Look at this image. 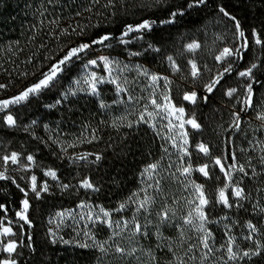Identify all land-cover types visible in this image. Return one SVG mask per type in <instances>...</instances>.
Returning <instances> with one entry per match:
<instances>
[{
    "label": "trees",
    "instance_id": "16d2710c",
    "mask_svg": "<svg viewBox=\"0 0 264 264\" xmlns=\"http://www.w3.org/2000/svg\"><path fill=\"white\" fill-rule=\"evenodd\" d=\"M189 3L194 0H0V84L5 85L0 88V100L18 96L38 82L69 49L91 44L103 35H109L111 39L106 43H112L123 36L127 25L135 26L146 20L154 23L144 36L159 48L168 47L184 32L199 28L221 12L220 8L239 21L246 36L256 33L264 40V0H207L191 8L187 7ZM178 10L183 15L173 18L171 13ZM169 19L174 22L164 23ZM98 46L94 44L89 49ZM261 57L264 69V45ZM71 77L66 69L52 87L14 107L11 111L16 121L14 127H8L5 114L0 113V147L6 154L25 151L32 155L42 168L57 172L62 186L29 199L30 225L25 226L24 243L12 259L17 264H152L147 255L151 252L156 264H175L178 255L173 252L178 244L154 236L156 231L151 236H136L133 240L136 253L125 256L101 252L89 243L88 247H81L53 242L49 236L47 223L53 212L75 208L81 202L108 210L119 208L138 189L141 170L161 153L158 139L148 127L138 124L129 127L119 118L112 120L104 115L100 101L93 96L65 98L63 94ZM261 83L264 84V75ZM222 85L216 92L200 97L199 105L204 112L198 122L205 134L210 133L215 120L210 119L212 113L226 106ZM221 89L218 97L216 93ZM44 126L50 129L49 133ZM57 134L60 139L49 138ZM63 134L68 137L62 138ZM65 139L69 141L64 142ZM74 142L89 143L92 147L86 151L101 159L97 161L92 156L76 162L63 158L60 150ZM252 178L249 180L257 179L258 175ZM85 179L98 191L81 188ZM13 181L0 180V231L6 220H17V213L27 199L26 187ZM251 186L247 199L235 203L239 207L226 211L222 206L221 210L234 224L241 219L252 220L257 231L253 239H246L245 250H259L260 254L242 257L231 264H264V191ZM211 200L217 205L216 196ZM256 201L260 204L258 210ZM252 212L255 220L250 216ZM161 232L164 236L165 230ZM110 236L107 230L101 240L107 241ZM179 241L188 250L185 245L190 240ZM5 259L6 254L0 253V261Z\"/></svg>",
    "mask_w": 264,
    "mask_h": 264
},
{
    "label": "rangeland",
    "instance_id": "374dc122",
    "mask_svg": "<svg viewBox=\"0 0 264 264\" xmlns=\"http://www.w3.org/2000/svg\"><path fill=\"white\" fill-rule=\"evenodd\" d=\"M234 24L235 21L224 16L222 12H219L209 18L199 28L184 32L175 42L164 48L156 47L144 36L147 30L143 32H131L127 36H122L112 43H106L105 41L104 44H99L95 49H88L86 53L81 54V59H75L74 62L69 63L65 70L68 69L72 77L66 86L64 94L68 93L69 89H72L76 92V95L68 94L67 97L77 95L93 96L99 100L100 103L103 102V113L105 116L111 117L112 120L119 118L121 122L127 124L131 122L132 125H143L148 127L155 134L160 145L161 153L153 162H159L160 164V171L157 173L156 179L160 180L162 193H156L153 188L149 187L153 181H149L146 177H142L141 175L139 187L135 192L140 195L139 197L133 195L131 199L124 202L127 204V207L123 211L108 210L100 205L81 202L75 208H66L53 212L48 218L47 223L49 236L53 241L61 243L68 241V243L65 244L72 245L88 243L90 245H96V243L89 238V235H91L95 237L96 242L104 243V247L107 249L104 253H116V244L130 251L132 247L134 248L133 240L136 237L131 234V224H129L128 230L121 232V229L115 228V222L123 220L131 221L132 217L135 215L142 225L147 222L146 231L149 236L153 235L151 232L156 231L154 236L161 237V239H168L173 242L175 241L178 245L175 249L176 251L173 253H176L178 255L177 258L183 260L185 264H224V261L227 260L226 253L223 250L227 239L226 233L235 237V246H238V250L241 253L246 251L245 237L249 235L247 224L251 223L252 220L246 221L241 219L237 224H234L233 220H230L229 216H226L221 210V207L225 206L218 202L217 205H213L211 200V197L216 196L217 198L219 189L225 187L226 184L224 174L220 172L219 167L214 164L213 158H222V161L225 162L227 166L233 163V153L238 163L245 165V169L248 172L247 176H244L240 172H235L233 175V183L239 181L245 193L253 189L251 184L262 188V191H264V163L261 160V157L264 156V120L258 118L260 115L264 114V84L262 85L261 83L263 82L264 75L261 57L262 45H257L255 43L254 35L252 37L245 35L248 47L246 49H241L242 59L239 55L234 53L233 56L227 57L223 61L216 60V57L222 53L224 48L227 47L235 50L243 43V38L239 37L238 30L235 28ZM240 30H242L241 27ZM121 39L127 41V43H122ZM194 41L200 44V48L195 53L188 52L186 45ZM133 53L138 54L134 55ZM168 56L173 57L179 71H176L172 67L171 62L167 59ZM102 57H107L113 62H119L118 65L115 63L113 64L112 75L113 77H118L119 82L128 89L127 93H120L118 95L115 85L105 82L98 85L100 92L99 96H94L88 94L87 91L80 90L81 88L87 89V85H76L75 81L81 79L86 72L94 71L100 76L107 77V72L101 61ZM90 60H96L98 66L93 67L88 65L85 67ZM189 60H195L199 66L201 71L199 78L194 79L190 75ZM229 64H231L232 67L231 73H225L223 79H221L220 83L212 92H216L220 87L219 85L223 83L222 89L225 93L226 106H222V108L212 113L210 119L214 118L215 120L210 133L208 132L205 134V130L203 131L202 127L197 130L191 128L187 124L185 125V130L188 132V139L191 145V147H189L191 157H184V159L181 160V154L176 148L172 147L171 141L168 139L169 136H172L176 138L179 143V136L177 133L180 129L176 128L170 131L168 120L162 118L163 114L149 121V123L140 122L139 117L141 113L144 112V106L148 105V111H154L149 103L150 94L155 91L159 102L160 94L166 92L170 94L173 104L185 109V120L194 117L198 122L204 112V109H201L199 105L200 97L208 93L205 90V85ZM253 64L256 65L253 69V80L250 81L248 78L239 77L238 73L240 71L247 70V68L251 67ZM125 66L127 67L125 68ZM145 70H147L148 76L143 74ZM62 74L63 72L60 73L58 78ZM151 75H158L161 77L155 86L152 85L150 79ZM164 77L171 81V83L166 85L163 79ZM108 78L110 79V77ZM249 83H252L253 90L251 106L244 103L247 99L246 85ZM227 87L228 90L231 88L237 89L233 96L229 97L226 95L227 91L225 89ZM222 89L216 93L218 97ZM193 91L197 93V101L195 104L183 99L184 94ZM64 94L63 96L65 97ZM128 95L133 97L132 101L127 99ZM34 96H30L29 99ZM12 98L14 97L0 101ZM25 102L10 105L8 108L0 110V113L5 114V123L8 127H14L16 123L14 126H9L6 122V117L11 115L15 120L14 116L11 114L12 109ZM236 114L239 115L238 128L234 126ZM170 118L174 124L179 123L174 116ZM145 119H148L147 115H145ZM152 123L155 124V128L150 126ZM44 131L49 133L50 129L44 126ZM54 137H59L60 139V134L49 136L51 140H54ZM61 137H68V135L63 134ZM65 141L68 142L69 140L65 139L64 142ZM199 143H205L208 146L210 152L209 156H205L196 150L195 146ZM88 145L89 143L77 145L74 142L71 144V147L60 150V153H63V158H69L76 162L84 160L79 158L81 156H86V158L97 156L86 151L87 147H92ZM165 148H167V152L164 151ZM11 153L14 152L6 154V150L0 147V157L11 155ZM15 153L19 156V163L12 164L9 161L7 164H4L2 159H0V171L5 172L7 177L14 179L18 184L26 187L25 193H27L26 197L28 202L29 199L34 196L39 198L44 193H50L51 190H59L62 187L56 171L51 170L56 173V178L53 179L46 175L50 169L42 168L32 155L27 154L25 151ZM28 156L33 157L34 163L27 160ZM189 159L193 169L207 163L209 165L208 170L210 178H205L197 171H193L191 176L187 179L181 176L178 169L181 165L187 166L186 162H188ZM144 168L141 170V173ZM249 172L252 174H249ZM173 173L175 175H173ZM33 175L37 177V192H39V196H37V192L31 190V177ZM254 175H258V178L250 181L249 179ZM192 182L204 185L205 192L210 201L205 208V212L208 214L209 221H212L207 224V228L212 232L214 237V241H210V243L213 244L214 253L206 260L201 259L204 250L198 244L199 234L196 233L194 229H189V226H184L185 235L183 238H181L180 235L179 226L182 224V218L194 207V205L187 203V201L195 198ZM45 183L47 184V191H44L42 187ZM81 185L82 182L80 184L81 188L84 190H91ZM143 189H146L149 194L156 197L155 204L151 209V214L136 212V203L133 201L143 198ZM232 191V188L227 189L230 202L235 204L236 202L239 203L243 201L236 200L232 196ZM255 204L257 205L255 209L258 210V205L260 204L257 201ZM81 205H85V207H81ZM163 207L171 208L175 212V216L171 223L160 225V235L158 236L156 228L158 218L155 213L161 211ZM29 208L26 213L27 217ZM100 208L112 212V228L100 222L101 219H104L102 213H100ZM225 209L226 211H231V208L225 207ZM22 211L23 204L20 212ZM61 213L64 215H60ZM254 215V212L250 213L253 220L256 218ZM223 217L227 218L223 219ZM26 225L28 226L30 224L21 220L17 215V220L15 222L6 220L5 224L2 226V229L4 227H10L12 232L15 233V235L0 236V242H2L0 243V253H5L6 259H12L15 253H17L18 248L23 245ZM107 230L111 236L109 240L102 241L101 239L104 237ZM162 230H165V234L168 235L165 236L164 234V237L163 232H161ZM116 232H120L121 234L114 236ZM185 238L190 240V242H186L185 245L188 248L190 245H196L191 252L184 249L183 245H179V240H184ZM9 241H15L18 244L16 252L13 253L11 257L3 250L4 245ZM235 246L234 250H236ZM175 261V264H178L177 259ZM235 261H228V264Z\"/></svg>",
    "mask_w": 264,
    "mask_h": 264
},
{
    "label": "snow or ice",
    "instance_id": "6c2138e0",
    "mask_svg": "<svg viewBox=\"0 0 264 264\" xmlns=\"http://www.w3.org/2000/svg\"><path fill=\"white\" fill-rule=\"evenodd\" d=\"M207 3V0H194V3H189L187 7L191 8L194 6H199L201 4ZM220 11L224 14V16L229 17L233 21H235V28L238 30V35L240 38H243V43L241 46L235 50L230 49V48H224L222 53L216 57L217 61H223L225 58L233 56L234 53L236 55H239L240 58L242 59L241 55V49H246L248 47V42L247 38L245 37L244 31L240 30V24L239 21L235 20V17H231L230 14L225 11L224 8H220ZM177 15H183L182 11H174L171 13V16L174 18ZM174 19H169L167 21H164V23H173ZM152 21H143L138 25H127L126 26V31L122 34L123 36H127L131 32H143L145 30L151 31L152 26H153ZM111 37L109 35H103L97 40L92 41L91 44L84 43L80 44L79 46L75 48H71L67 51V53L59 60L57 61L51 68L50 70L43 74V78L40 79L38 82L34 83L33 85L29 86L26 90H24L20 95L9 99V100H4L0 101V110H4L8 108L10 105L14 104H20L22 102H25L29 99L30 96L38 95L41 93L43 90L48 89L53 86L54 82H57V78L60 75V73L65 71V68L69 65L70 62H74L75 59H81V54L86 53V51L92 47L94 44H104L105 41L110 40ZM254 41L257 45H264V40H261L260 36L258 34H254ZM122 43H127V41H124L121 39ZM200 48V44L198 42H191L186 45V49L188 52L195 53L198 49ZM158 51V49H157ZM134 55L138 53H133ZM168 61L171 62L172 67L176 70L179 71V68L176 66L175 60L173 59L172 56L167 57ZM101 61L104 65L105 71L107 72V77L105 76H100L96 72H86L83 77L77 81H75L76 85L79 86L81 84L87 85V89L81 88V91H87L88 94L94 95V96H99V84L102 83H111L115 85L117 94L119 95L120 93H127L128 89L124 87L120 82L118 77H113L112 72H113V64H119V62H113L112 60L108 59L107 57H102ZM190 64V75L196 79L199 78L201 75V71L195 60H189ZM88 65H91L93 67L98 66L96 60H90L87 62V67ZM127 66H125L126 68ZM256 67L255 64H253L251 67L247 68V70L240 71L238 73L239 77L242 78H248L250 81L253 80V69ZM232 67L231 64L226 66L223 71L219 72L214 78L210 80L205 85V90L208 93H212L213 90L216 88V86L220 83L221 79H223L225 73H231ZM145 76H148L147 70L144 71L143 73ZM110 77V79L108 78ZM152 81V85L155 86L157 82L161 79L160 76L158 75H151L150 77ZM165 80L166 85L171 83L166 77L163 78ZM126 84V81H125ZM5 87V85L0 84V88ZM246 90H247V99L244 101L245 104L248 106H251V98L253 95V90H252V83H249L246 85ZM237 91L236 88H231L227 90L226 95L231 97L233 94ZM68 94L71 95H76V92L73 91L72 89H69L68 93H65V98L67 97ZM127 99L129 101L133 100V97L131 95H128ZM183 99L186 101H189L192 104H195L197 101V93L196 92H190L186 93L183 96ZM203 99H207V97H203ZM59 103V101H57ZM149 103L153 107L154 111H148V105L144 106V112L141 113L139 117V121L143 123H149V121L154 120L157 116H161L163 119L168 120V127L169 130L171 131L172 129H180V131L177 133L179 136V143L177 142V139L169 136L168 139L171 141L172 147L176 148L177 151L181 154L180 159L183 160L184 157H191V152H189V147H191L188 139V132L185 130V125H189L193 129L199 130L201 128V125L196 121L194 117L188 118L187 120L184 119L185 116V109L183 107H177L175 104L172 103V99L170 94L168 93H161L159 97V102L156 96L155 91H153L150 96H149ZM101 106L103 107L104 104L101 102ZM145 115H147L148 119H145ZM175 117L176 120L179 121L178 124H174L172 119L170 117ZM261 120H264V114L260 115L258 117ZM6 122L9 126H14L15 125V120L11 115H8L6 117ZM129 127L132 126V123L130 122L128 124ZM151 127L155 128V124L152 123L150 125ZM235 127H239V115L236 114L235 116V122H234ZM196 150L199 153H202L205 156H209V148L205 143H199L196 146ZM165 152H167V148L164 149ZM80 159H86V156H81L79 157ZM2 159L4 164H7L9 161L12 164H18L19 163V156L17 153H11V155H5L3 157H0ZM101 157L99 155L96 156V160L99 161ZM214 159V164L219 167L220 172L224 174L226 184L225 187H222L218 191V196H217V202L220 204H223L226 208H232L233 206L239 207V204H233L229 200V196L227 194V189L232 188V196L236 200H244L247 199V194L245 193V190L243 187L240 186V182L236 181L233 183V175L235 172H240L244 176L248 175V172L245 169V165L239 164L238 161L236 160V156L233 153L232 154V160L233 163L230 165L225 164V162L222 161V158L220 157H215ZM27 160L30 162L34 163L33 157L28 156ZM261 160L264 161V156L261 157ZM187 163V166L181 165L179 170V173L181 176L185 177L186 179L191 176L193 171L199 172L202 176L205 178H210V173H209V165L207 163L199 166L196 169L192 168V165L190 163V159ZM160 171V164L159 162H153L150 163L147 167L144 168L143 172L141 173L142 177H146L147 180L153 181L152 184L149 185V187L153 188V190L156 193H162V189L160 187V180L156 179L157 173ZM46 175L52 177L53 179L56 178V173L54 171L49 170ZM173 175H175L173 173ZM5 175V172L0 171V180L8 179ZM15 183V181H13ZM82 187L86 189H91L93 191H98V189L93 185L92 182L89 180L85 179L82 182ZM19 187V185H17ZM43 190L47 191V184L45 183L43 186ZM67 187V185H65ZM192 188L195 193V198L193 200L187 201L188 204L194 205L188 213L182 218V224L179 226L180 227V235L181 238L184 237L185 235V229L184 226H189V229H194L196 233H198V244L202 249L204 250L202 253V260L209 259L213 253H214V248L213 244L210 243V241H214V237L212 235V232L207 228V224L212 222L209 221L208 219V214L205 212V208L209 204V198L208 195L205 192V188L203 184H198L195 182H192ZM31 190L33 192H37V177L33 175L31 177ZM23 192L24 190L21 189ZM144 192L143 198H139L134 200L133 202L136 203V212L137 213H145V214H151V209L153 208V205L155 204L156 197L149 194L146 189L142 190ZM27 195V193H25ZM135 197H139V193L133 194ZM37 196H39V192H37ZM131 199V198H130ZM2 207V206H0ZM81 207H85V205H81ZM127 207L126 203H121L119 205V208L116 209V211H123ZM29 208V202L27 199L23 201V211L18 212L17 215L20 217L21 220H24L26 223L30 224V221L28 220V217L26 215L27 210ZM264 210V209H262ZM100 213H102V216L104 219H101V223L107 224L109 228L113 227V221L111 220L112 212L105 210L104 208H100ZM60 215H64L61 213ZM155 215L158 218V223L156 225L157 228V235L159 236V227L160 225H165L168 223L172 222V219L175 216V212L168 207H163L161 211H157ZM227 217H223V219H226ZM129 224H131V234L132 236H147L148 233L146 231L147 228V222L142 225L137 217L134 215L131 219L129 220H123V221H116L115 222V228L121 229V232L128 230L129 229ZM247 228L249 229V235L245 237V239H253V234L256 233L257 227L256 225L252 223L247 224ZM120 232L114 233L115 235H120ZM9 235H15V233L12 232V229L10 227H4L2 231H0V236H9ZM227 239L225 241V245L223 250L226 253L227 260L224 261V264H228V261H235L237 259H240L242 257H249L250 255H259L260 252L259 250L255 252H250V251H243L242 253L238 250V246H235V237L232 235L226 233ZM89 238L96 243V246L99 248L101 252L107 251V249L104 247V243H99L95 241V237L89 235ZM55 242V241H53ZM2 243V242H0ZM64 243H68V241H64ZM106 243V242H105ZM81 247H88L89 245L87 244H82L80 245ZM234 246L236 250H234ZM18 247V244L15 241H9L7 244L4 245L3 250L9 254V257L13 253L16 252V249ZM196 247V245H190L188 248V251L191 252L193 248ZM115 251L116 253H119L121 256L125 255H134L137 251L136 248H131V250H126L124 247H121L119 244L115 245ZM147 255L151 257L152 264H156V258L155 256L152 255L151 252H148ZM178 264H185L183 260H180L177 258ZM0 264H17V262L14 259H5L3 261H0Z\"/></svg>",
    "mask_w": 264,
    "mask_h": 264
}]
</instances>
